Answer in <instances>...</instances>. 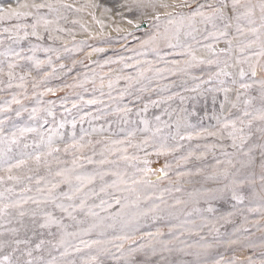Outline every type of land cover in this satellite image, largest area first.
<instances>
[{
    "label": "rangeland",
    "instance_id": "rangeland-1",
    "mask_svg": "<svg viewBox=\"0 0 264 264\" xmlns=\"http://www.w3.org/2000/svg\"><path fill=\"white\" fill-rule=\"evenodd\" d=\"M249 2L257 6L254 25L243 17L234 18L231 0H0V17H5L0 19V177L4 178L0 206L24 196L39 198L38 180L44 187V181L52 180L57 171L72 167L74 158L100 161L105 158L102 151L115 164L80 159L82 167L77 172L106 170L105 179L110 182L111 172L119 171L130 177L128 186L136 187L131 194L109 189L121 198L123 207L105 193L89 199V205L103 199L112 206L94 208L98 217L77 213L83 224L64 216L63 223L69 225L66 231L77 235L67 237V244L60 248L45 244L33 251L34 257L43 256L46 261L56 257L57 264H264L260 167L264 55H254L261 51L264 30L260 29L262 0H241ZM223 3L229 6L227 20L191 18L198 8L211 15L212 8ZM38 4L45 7H33ZM10 10L32 15L6 18ZM180 17L191 19L179 22ZM169 19L178 23L167 38L145 43L153 34L163 33ZM37 20L39 39L30 35ZM43 20L50 23L45 25ZM18 25L24 27L18 29ZM176 27L179 39L174 35ZM250 27L257 28V33L250 32ZM45 48L53 51L45 52ZM28 57L42 61L51 57V63L37 68L35 59ZM10 64L14 67L9 68ZM138 67L153 71L134 83L130 94L121 96L128 82L117 77H136ZM221 71L226 74L217 75ZM141 85L146 88L141 90ZM49 88L53 91L48 92ZM89 99L97 103L87 104ZM74 103L77 108L66 112ZM125 107L131 109L127 115L122 111ZM230 121L244 129L243 149L238 148L239 138L233 146L228 136L231 127H222ZM78 144L85 146L73 147ZM125 156L129 159L120 158ZM157 175L161 178L156 179ZM9 176L20 180H8ZM132 179L140 183L132 185ZM93 187L98 192L100 181ZM60 190H66V185ZM234 191L243 199L234 198ZM21 210L39 212L32 201ZM48 210L57 217L63 215L51 206ZM8 212L0 218V261L9 257L4 264H23L27 249H34L40 240L60 238L55 225L34 228L30 214L21 224L15 208ZM92 224L97 227L83 231ZM14 228L18 231H10ZM15 240L29 243L17 245ZM65 249L67 254L61 256Z\"/></svg>",
    "mask_w": 264,
    "mask_h": 264
},
{
    "label": "snow or ice",
    "instance_id": "snow-or-ice-1",
    "mask_svg": "<svg viewBox=\"0 0 264 264\" xmlns=\"http://www.w3.org/2000/svg\"><path fill=\"white\" fill-rule=\"evenodd\" d=\"M163 7H167L166 4L162 5ZM33 7H35L36 9H40L42 7H45V5L42 4H38V5H34ZM50 7V6H49ZM204 5H200V8H203ZM209 8H212L211 5L208 6ZM231 10L236 13L234 18L239 21L242 17L244 19L247 20L249 25H254L256 23V21L252 18L255 15V8L257 7L254 4L249 3H241V0H231ZM240 8H244L245 10L243 12H240L239 9ZM260 8V20H261V24H260V29L264 30V0H262V2L259 5ZM32 13L30 12H19L16 10H10L8 13V16L6 18H11V17H24V16H31ZM169 17H171V13L166 14ZM195 16H200L203 18L204 21L206 22H211L214 21L216 19H220V20H227L229 18V6L226 3L221 4L220 8H212V12L211 15H205L204 12L200 11L199 8L197 9L196 12L192 13V17L194 18ZM5 17H0V19H3ZM191 18H187V17H180L179 18V22H182L184 19H191ZM42 19V18H41ZM153 19L155 20H159L160 17L159 16H155L153 17ZM40 23V20H37L36 23H33L31 25L32 28V32L30 33V35L32 36H36L38 39L42 38L40 37V34L36 31L37 25ZM43 23L45 25L49 24L50 22L47 20H43ZM178 21L175 19H169L167 22V26L164 29L163 33H155L153 34L150 38L149 41H145V43H150V42H154L156 41L158 38H167V33L169 31V29L171 27H173L174 25H177ZM215 26V25H213ZM225 28L228 27L227 23H225ZM24 26L18 25L17 28H21ZM250 32L252 33H257V28L255 27H250L248 29ZM5 31H8V29H5ZM237 31H241V29L239 27H237ZM29 35V33L27 31H25V37H27ZM174 35L177 39H179V27L175 28L174 31ZM221 36H226L227 32H221L220 33ZM51 38V37H49ZM172 47H175L176 45H170ZM211 49V46H208ZM37 50V46L33 47V52H35ZM45 52H50L53 51V49L51 48H45L42 49ZM244 49H241V51H243ZM97 51H102V50H97ZM214 52V50H212ZM224 51V50H222ZM189 55H191V53H188ZM18 55V54H17ZM254 55H264V43L261 44V51L260 53H254ZM59 58V57H57ZM28 59H35V66L37 68H39L42 64L44 63H51V57L48 58L47 61H42L39 60L38 58L35 57H28ZM192 60H196L195 56H192ZM201 63H203L204 61L201 60ZM207 63L211 64L214 63V61H207ZM14 67V65L10 64L9 68ZM61 67H63V65H61ZM125 67H128L127 64H125ZM148 71H153L151 68L149 69H142V68H137V76L136 77H131V76H120L117 77V80H125L127 81V86L124 88V90L120 93L121 96L125 95V94H130L128 92V89L130 87H132L134 85V83H139L141 78H147L146 73ZM156 72H158L159 70H155ZM220 74H226L223 73L221 71V73H217V75ZM254 74V73H253ZM240 75L243 76L244 75V71L243 69H241ZM12 78V74L11 72L9 73V79L11 80ZM23 81V77L20 78ZM103 83V81H101ZM113 82L109 81V89H111ZM33 87H36V85H33ZM197 87H199V85H197ZM146 88L145 85H141V90H144ZM48 92H52L53 90L51 88L47 89ZM101 95H104L103 92H101ZM81 100H83V97L80 98ZM16 103H19V101H15ZM51 103V102H49ZM87 104H96L97 100L96 99H89L86 101ZM153 104H156V101H152ZM247 103V102H246ZM77 108V104H73L72 108H66L65 111L66 112H70L72 111V109ZM119 110V109H118ZM144 110H147V105H145ZM35 112V110H33ZM48 114L52 115V111L51 109H48ZM124 115H127L131 109L125 107L123 110ZM19 115V113H17ZM86 115H90V114H86ZM245 116L248 115V113H244ZM95 118V117H94ZM157 120H159L160 118L157 117ZM260 119H264V115H261ZM145 123L147 124V121H145ZM63 126V124H61V127ZM224 129H228L229 127H231L232 131L228 132V136L232 138L233 140V146H237L236 145V140L237 138H239L240 140V144L238 146L239 149H243L244 145H245V140L246 138L243 135L244 129L240 128L237 129L236 128V122L235 121H230L228 123H225L222 126ZM239 134V135H238ZM208 135H215V133H211L209 132ZM189 140L192 139L191 136L187 137ZM180 139H184V137H180ZM81 140H83V137H81ZM90 143V142H89ZM99 143V142H98ZM114 143H120V142H114ZM146 143V142H145ZM85 145L83 144H78V145H73L74 148H83ZM162 148H164L165 146H161ZM262 148H264V145L261 146ZM52 151H59V149H52ZM65 151H68V149L66 148ZM109 153L112 150H107ZM119 151V150H117ZM126 151V150H125ZM249 151H251V149H249ZM95 155V153H93ZM101 156H105L104 159L100 160V161H93L91 159V157L88 156H84L82 158L77 157L73 159L72 162V167L70 168H66V169H62L60 171H57L53 177L52 180H45L44 181V187H40V180L37 181V188H36V192L38 194V197H34V196H24L22 197V199L12 203V204H4L3 206H0V218H3L7 215H9L10 213L8 212L9 208H15L17 210V218L20 219L21 224H23V217L26 214H30L32 219V225L34 228H39V229H50L52 226H56L58 232L60 233V238L58 240H40L39 243L35 244L34 249L33 248H29L26 250V252L24 253L28 259L25 260L23 262V264H57V258L56 257H52L50 260H45L43 256H39V257H34L33 256V251H40L44 248L45 244H48L51 246V248L55 249V248H60L61 246H65L67 244V240L66 238L71 236V237H75L77 235V233L72 232L69 233L66 231V229L69 227V225H66L63 223V218L64 216L68 217L69 219H71L72 221H75L77 225L79 224H83L84 220H78L77 219V213H83L85 216H92V217H98V213L93 211L94 208H100L104 205H107V207H111L112 204L109 203L106 200L101 199L100 200V204L96 205H89L88 201L89 199H91L92 197H98L101 193H105L107 195H110L112 197V200L114 201L115 204L117 205H121V207H123L122 203H121V198H117L115 196L114 192H109V189H113L115 190V192H129L131 193H135L136 192V187H132V186H128V180L130 179V177H126L123 173L119 172V171H113L111 172V176L114 177L110 182L108 180H106V176L109 175L108 171L106 170H99V169H94L91 173H80L77 172V169L82 167V165H80L79 161L80 159H83L85 161H87V163L89 164H93V163H97L98 165H105V164H115V161H108L105 155V151H102ZM49 155H51V152L49 153ZM192 153H189V156H191ZM262 156V160H261V170H262V175H261V179L264 180V152L261 153ZM122 159L128 160V157H120ZM36 161L39 162L41 157L39 155H37L35 157ZM185 159H187V157H185ZM22 163V162H21ZM147 163V162H146ZM12 167H19V164L17 165H12L9 167V171H11ZM143 171V170H141ZM160 173L162 175H166V173L163 172V169L159 170ZM51 174V173H50ZM160 175L156 176V179H160ZM2 177H0V182H3ZM28 179H31V177H29ZM41 180H43L44 178L41 177ZM8 180H16L19 181L20 177H16V176H9ZM99 180L101 183V187L99 188V191L97 192L95 190V188L93 187V185L95 184V182ZM140 182L136 181L135 179L131 180V184L132 185H138ZM148 183H151V181H148ZM240 183H243V181H241ZM61 185H66V190H60L61 189ZM123 186V187H122ZM8 191H11V189H9ZM28 191H31V189H28ZM234 198H236L237 200H242L243 197L241 195L238 194L237 191L233 192ZM3 196V193H0V197ZM123 199L127 200V197H123ZM28 201H32L34 204H36L37 209H39V212H37V210H32L31 213H26L24 210L22 209V205L27 203ZM78 201V202H77ZM51 206V208L53 210H59L60 213H62L63 215L60 217H57L56 215H54L53 211L48 210V207ZM39 216L40 219L37 220L36 217ZM97 227L96 224H92L89 226L88 229H84L83 231L87 232L90 231L91 229ZM10 231L12 232H16L18 231V229H11ZM218 231V230H217ZM51 234V233H50ZM54 235V234H53ZM15 244L20 245L21 243L24 244H28L29 241L25 240V241H21V240H15L14 241ZM81 243H83V241H81ZM93 243H98V242H93ZM0 246H2V244H0ZM85 247H90V245L85 244ZM77 251H79V248L76 249ZM106 251V249H105ZM67 254V249H65L64 252H61V256H65ZM92 260L96 261L97 257L93 256ZM9 261V257L5 256L3 257V261H0V264H4V262Z\"/></svg>",
    "mask_w": 264,
    "mask_h": 264
}]
</instances>
